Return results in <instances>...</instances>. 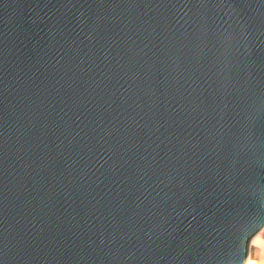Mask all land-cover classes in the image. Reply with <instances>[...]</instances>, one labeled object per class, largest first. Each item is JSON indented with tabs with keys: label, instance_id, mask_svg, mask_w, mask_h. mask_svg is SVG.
Wrapping results in <instances>:
<instances>
[{
	"label": "water",
	"instance_id": "95a60500",
	"mask_svg": "<svg viewBox=\"0 0 264 264\" xmlns=\"http://www.w3.org/2000/svg\"><path fill=\"white\" fill-rule=\"evenodd\" d=\"M264 226V0H0V264H243Z\"/></svg>",
	"mask_w": 264,
	"mask_h": 264
},
{
	"label": "rangeland",
	"instance_id": "374dc122",
	"mask_svg": "<svg viewBox=\"0 0 264 264\" xmlns=\"http://www.w3.org/2000/svg\"><path fill=\"white\" fill-rule=\"evenodd\" d=\"M254 238L252 237L248 243L247 254L252 248L256 260H258L259 264H264V237L256 240Z\"/></svg>",
	"mask_w": 264,
	"mask_h": 264
},
{
	"label": "bare ground",
	"instance_id": "6f19581e",
	"mask_svg": "<svg viewBox=\"0 0 264 264\" xmlns=\"http://www.w3.org/2000/svg\"><path fill=\"white\" fill-rule=\"evenodd\" d=\"M255 237L254 239H260L264 237V226L259 229L257 233L254 234ZM253 249L251 248V251L249 254H247L246 259L243 264H259L258 260H256V257L254 256V252L252 251Z\"/></svg>",
	"mask_w": 264,
	"mask_h": 264
}]
</instances>
